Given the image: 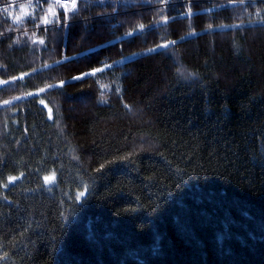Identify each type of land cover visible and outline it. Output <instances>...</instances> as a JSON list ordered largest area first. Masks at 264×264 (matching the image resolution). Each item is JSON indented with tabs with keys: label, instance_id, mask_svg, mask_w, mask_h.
I'll return each instance as SVG.
<instances>
[{
	"label": "trees",
	"instance_id": "trees-1",
	"mask_svg": "<svg viewBox=\"0 0 264 264\" xmlns=\"http://www.w3.org/2000/svg\"><path fill=\"white\" fill-rule=\"evenodd\" d=\"M50 3L0 0V264H264V0Z\"/></svg>",
	"mask_w": 264,
	"mask_h": 264
},
{
	"label": "snow or ice",
	"instance_id": "snow-or-ice-1",
	"mask_svg": "<svg viewBox=\"0 0 264 264\" xmlns=\"http://www.w3.org/2000/svg\"><path fill=\"white\" fill-rule=\"evenodd\" d=\"M29 2H30V0H29ZM55 5H60L62 8L65 9V13L67 14V12H71V11H75L76 10V8H77V0H70V3H69V0H65L64 3H62L61 0H55V4L50 6L49 9H48L49 14H51L52 16L56 15ZM21 7L24 8L25 10L21 12L20 16L15 17L16 20H21L22 17L27 14V11H26V7L27 6H21ZM43 22L44 23H50L51 21L46 16L44 18ZM140 27L142 28L143 25H141ZM42 42L43 41H41V43ZM106 67H108V66L106 65ZM94 71H102V69H96ZM61 83H63V82H61ZM49 87H51V86H49ZM101 87L105 88V87H108V86L107 85H102ZM41 91H44V89H41ZM41 102L43 103V101H41ZM5 103H7V101H5ZM49 112L51 114V109L49 110ZM10 179L11 180H15L16 177H11ZM44 179H45L46 182L50 183V182H52L55 179V177H54V175H51V176H46ZM83 195H84V192L79 193V196L77 197V199H79V197H82Z\"/></svg>",
	"mask_w": 264,
	"mask_h": 264
},
{
	"label": "rangeland",
	"instance_id": "rangeland-1",
	"mask_svg": "<svg viewBox=\"0 0 264 264\" xmlns=\"http://www.w3.org/2000/svg\"><path fill=\"white\" fill-rule=\"evenodd\" d=\"M50 4L54 5V3H50ZM55 7L60 8L61 6H59V5H55ZM61 8H62V7H61ZM92 72H94V71H92Z\"/></svg>",
	"mask_w": 264,
	"mask_h": 264
},
{
	"label": "built area",
	"instance_id": "built-area-1",
	"mask_svg": "<svg viewBox=\"0 0 264 264\" xmlns=\"http://www.w3.org/2000/svg\"><path fill=\"white\" fill-rule=\"evenodd\" d=\"M54 1H55V0H54ZM61 2H62V3H64V2H65V0H61ZM69 3H70V0H69Z\"/></svg>",
	"mask_w": 264,
	"mask_h": 264
}]
</instances>
